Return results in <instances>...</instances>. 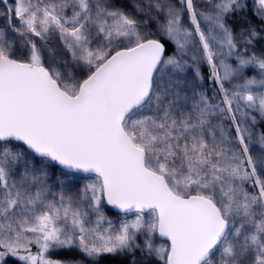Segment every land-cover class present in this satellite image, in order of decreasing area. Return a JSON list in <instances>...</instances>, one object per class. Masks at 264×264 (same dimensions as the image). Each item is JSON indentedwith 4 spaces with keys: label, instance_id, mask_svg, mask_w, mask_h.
<instances>
[{
    "label": "snow or ice",
    "instance_id": "snow-or-ice-1",
    "mask_svg": "<svg viewBox=\"0 0 264 264\" xmlns=\"http://www.w3.org/2000/svg\"><path fill=\"white\" fill-rule=\"evenodd\" d=\"M252 3L262 27L234 32L247 0H0V264H65L59 250L264 264V51H249L264 0ZM202 64L215 103L184 82ZM53 166L87 182L50 183Z\"/></svg>",
    "mask_w": 264,
    "mask_h": 264
},
{
    "label": "rangeland",
    "instance_id": "rangeland-1",
    "mask_svg": "<svg viewBox=\"0 0 264 264\" xmlns=\"http://www.w3.org/2000/svg\"><path fill=\"white\" fill-rule=\"evenodd\" d=\"M198 3H202V0H198ZM4 24H5V19L3 17H0V26H2ZM230 62H232L234 64V60L230 61ZM200 71H201V75L203 77V80L196 81L194 70L190 68L186 71V73L183 74L186 76V80L184 82L187 83L189 85V87H194L197 83H199L200 86H199V88H197V91H203L204 93H206L209 96V98L211 99V101L213 103L217 102L219 100V97L213 95L214 91L217 88V85H214L209 80V69H208L207 65L202 64L200 67ZM248 75H254V73L249 71ZM225 123L230 124L229 121H225ZM232 134L234 136V130H233ZM254 151H255V149H254ZM63 172L64 171L53 166L51 168L50 183L54 184L56 181V177L62 176V178L68 180V187L72 191H75L78 188H80L83 185V183L87 182L88 177H86V176H81V175L72 174V173H69L67 176H63L62 175ZM53 190L57 191L58 189L54 187ZM105 213L108 216V218L113 221L114 224L119 223V215L120 214L113 213L108 208L105 209ZM62 251H77V250L54 251L50 254V258L53 260H59L55 256H57ZM117 256H119L121 259H123L125 262H127V264H129V261L132 259V257H130V256L129 257H125V256H121V255H117ZM135 259L137 260V264H150V263L158 264V261L154 257L153 258H146L140 252L136 253ZM60 261H62V260H60ZM64 262H65V264H91L89 261H79V260H76V261L71 260V261H64ZM14 263H16V261L14 259L8 261V264H14Z\"/></svg>",
    "mask_w": 264,
    "mask_h": 264
},
{
    "label": "trees",
    "instance_id": "trees-1",
    "mask_svg": "<svg viewBox=\"0 0 264 264\" xmlns=\"http://www.w3.org/2000/svg\"><path fill=\"white\" fill-rule=\"evenodd\" d=\"M248 8L247 10L242 13L240 16L232 17L228 20V24L230 27L233 28L234 32H239L241 27H244L242 21L243 19H247L250 24L256 26L257 28L262 27L260 20L253 14L255 9L252 3V0H247ZM173 51L171 46H168V54H171ZM251 51H256L258 54L264 51V40H261L259 43L256 44L254 49H250ZM254 73V72H252ZM255 74V73H254ZM257 131H264V122H260L256 126ZM59 260L62 261H71V260H79V261H89L86 259L80 252L78 251H62L57 256H55ZM90 262V261H89ZM91 263V262H90ZM16 264V263H14ZM97 264H127L123 259L119 256H104L102 257ZM153 264V263H150Z\"/></svg>",
    "mask_w": 264,
    "mask_h": 264
},
{
    "label": "water",
    "instance_id": "water-1",
    "mask_svg": "<svg viewBox=\"0 0 264 264\" xmlns=\"http://www.w3.org/2000/svg\"><path fill=\"white\" fill-rule=\"evenodd\" d=\"M55 167H57V168H59L58 166H55ZM60 169V168H59ZM60 170H62V169H60ZM62 171H66V170H62ZM72 174H77V175H81V176H86L85 174H82V173H72ZM110 211H112L113 213H116V214H119L118 213V210H116V209H112L110 206L109 207H107Z\"/></svg>",
    "mask_w": 264,
    "mask_h": 264
}]
</instances>
